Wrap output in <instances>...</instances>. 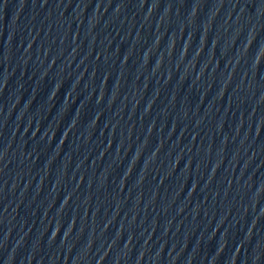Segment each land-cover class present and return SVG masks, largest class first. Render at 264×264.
<instances>
[{
  "label": "water",
  "instance_id": "water-1",
  "mask_svg": "<svg viewBox=\"0 0 264 264\" xmlns=\"http://www.w3.org/2000/svg\"><path fill=\"white\" fill-rule=\"evenodd\" d=\"M0 264H264V0H0Z\"/></svg>",
  "mask_w": 264,
  "mask_h": 264
}]
</instances>
